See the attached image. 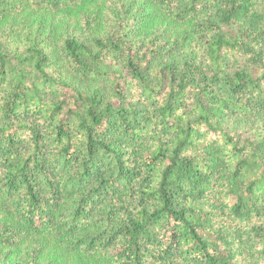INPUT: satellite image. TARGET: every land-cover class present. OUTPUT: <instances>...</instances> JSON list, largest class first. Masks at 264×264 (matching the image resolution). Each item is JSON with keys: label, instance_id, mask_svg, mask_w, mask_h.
I'll use <instances>...</instances> for the list:
<instances>
[{"label": "trees", "instance_id": "obj_1", "mask_svg": "<svg viewBox=\"0 0 264 264\" xmlns=\"http://www.w3.org/2000/svg\"><path fill=\"white\" fill-rule=\"evenodd\" d=\"M0 264H264V0H0Z\"/></svg>", "mask_w": 264, "mask_h": 264}]
</instances>
